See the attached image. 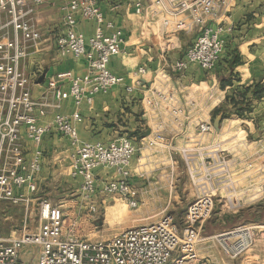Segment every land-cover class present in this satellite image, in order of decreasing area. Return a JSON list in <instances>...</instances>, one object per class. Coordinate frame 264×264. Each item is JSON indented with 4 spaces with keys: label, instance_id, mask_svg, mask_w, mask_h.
<instances>
[{
    "label": "built area",
    "instance_id": "2783aa9c",
    "mask_svg": "<svg viewBox=\"0 0 264 264\" xmlns=\"http://www.w3.org/2000/svg\"><path fill=\"white\" fill-rule=\"evenodd\" d=\"M43 1L0 0V200L25 206L31 222L26 223V215L20 230L0 235V264H215L200 254L199 244L204 239L232 259L241 257L264 239V223H244L222 233L203 235L204 223L220 195L221 203L231 208L240 200L229 148L220 140L207 139L215 130L213 120L200 121L196 136L176 148L194 189L181 224L168 212L157 221L123 229L105 239L90 237L85 225L110 199L119 197L131 207L139 205L131 179L140 145L129 135L111 142L83 140L79 132L80 108L85 103L92 104L98 93L123 86L128 93L143 92L144 115L178 119L189 113L176 88L168 83L172 77L157 83L156 74L147 86L146 76L151 72L146 64L127 75L111 70L110 61L122 53L126 38L123 29L106 18L99 0H66L61 5L63 29L56 37L57 51L61 57L84 58L85 73L59 71L48 80L44 95L33 97L30 78L21 63L42 37L34 12ZM231 1L132 0L130 6L142 18L143 33L149 34L159 26L164 51L176 46L179 32L195 33L185 57L170 65L174 72L182 74L192 63L207 72L216 68L227 36L234 29L231 23L216 22L227 16ZM80 17L96 23L89 38L78 30ZM67 98L75 106L72 113L59 111ZM48 113L51 118L40 121ZM52 131L69 139L70 175L78 181L76 206L84 210L82 215L34 196L39 191L43 168L44 137ZM26 140L33 145L30 154ZM165 141L162 129H158L147 144H166ZM242 166L245 170L254 166L246 153ZM98 168L110 169L111 176H100ZM22 255L28 259L24 261Z\"/></svg>",
    "mask_w": 264,
    "mask_h": 264
},
{
    "label": "crops",
    "instance_id": "0c3cea01",
    "mask_svg": "<svg viewBox=\"0 0 264 264\" xmlns=\"http://www.w3.org/2000/svg\"><path fill=\"white\" fill-rule=\"evenodd\" d=\"M64 1L66 0H44L35 6L34 18L42 31V37L31 47L30 54L22 61L21 67L30 78L32 94L36 98L44 95L48 80L57 72L71 70L74 74L83 75L86 71L84 58L61 57L56 48V37L63 29L61 5ZM131 2L132 0L98 1L106 18L122 28L126 38L122 53L113 56L110 61L111 70L127 75L139 65L146 64L151 72L146 76L147 86L156 74L157 83H163L167 76L172 77L168 78V83L176 88L180 102L189 114L178 119L164 116L161 118L150 113L144 115L141 90L128 93L125 87L114 86L106 93H98L92 104L85 103L80 108L82 121L79 123V132L83 140L111 142L121 135H130L140 130V137L135 138L140 145L139 159L133 164L131 179L140 202L133 211L139 217V224L157 221L168 212L172 213L177 221L176 207L184 203L188 205L193 199L194 189L187 180L183 162L176 153V148L196 136L197 124L200 121H212L216 115L215 109L222 106L232 109L233 104L228 103L227 99L229 94L233 93L235 99L242 101L241 95L247 86L254 87L256 83H264V0H232L227 16L216 22L231 23L234 26L227 36V45L216 68L207 72L198 64L192 63L182 74L174 72L170 65L185 57L186 50L195 36L189 45L183 47L185 43L181 35L189 32H179L175 38L176 46L164 51V36L159 26L153 27L149 34L143 33L142 18L133 12ZM5 19L6 15L3 13L1 20ZM78 22V30L84 33L86 38L94 34L95 21L80 17ZM191 82L193 83L190 84ZM222 82H225V86H222ZM204 83H207L209 88H203ZM195 84L196 88H193ZM64 87L67 89L68 85L65 84ZM252 90L246 93L245 99L250 103L251 111L243 116L231 113L230 116L223 117L220 130L215 129L207 135L208 140L222 141L234 158L232 171L238 179L240 200L235 207L227 209L234 213L242 211L248 214V207L264 202V96L253 97ZM74 109L73 102L67 98L59 111L72 113ZM34 113L37 114L38 110ZM51 116L52 114L48 113L39 119L45 121ZM159 123H162L163 127L158 126ZM158 129H162L166 144L149 146L148 140ZM148 130L150 134L145 136ZM25 144L30 154L33 145L29 140H26ZM42 148L43 168L38 181L39 191L34 196L46 198L40 193L41 185L47 184L48 181H59L61 185L67 181L77 191L78 181L70 175L69 139L59 132L52 131L45 135ZM245 153L254 161V166L246 170L242 166ZM96 172L102 177L111 176L110 169L98 168ZM59 189L63 194L67 193L63 187ZM117 198L110 199L101 211H106L109 203ZM47 199L67 208V202ZM69 201L73 203L69 212L78 215L84 213V210L76 206L77 198ZM222 201L220 195L217 204ZM33 202L32 208L36 201ZM221 205L227 206L223 203ZM250 216L252 219H249L254 220L253 223H264V220L257 219L254 213ZM263 241L264 239L259 240L256 246L249 250L251 254L244 257L242 255L241 260L225 259L223 252L222 256L215 252L216 257H213V254L208 252L212 250L209 246L215 245L208 240L199 244V250L202 257L211 259L215 264H261L255 260V253L263 249ZM22 259L26 261L28 257L22 255Z\"/></svg>",
    "mask_w": 264,
    "mask_h": 264
},
{
    "label": "rangeland",
    "instance_id": "374dc122",
    "mask_svg": "<svg viewBox=\"0 0 264 264\" xmlns=\"http://www.w3.org/2000/svg\"><path fill=\"white\" fill-rule=\"evenodd\" d=\"M194 36H195L194 32H190L186 35L185 34L181 35V38L185 43L183 47L189 45L191 43V39ZM204 80L205 79L203 78V81ZM193 82H191L190 84H192ZM193 88H196V84L193 86ZM203 88H209L207 83L203 84ZM228 116L230 115L228 114ZM63 169L66 168L64 167ZM58 183L60 184L61 182L48 181L47 184L46 183L42 184L41 185L42 191L40 194H43L46 198H50L51 200L65 202V203L67 202L68 203L67 208L70 207L68 210H71L70 205H72L73 203L70 202L69 200H75L78 197L76 188L73 189L71 184L68 183L67 181H64L62 185L60 184V186L57 185ZM59 187L60 188L63 187L64 191L67 193L63 194V191H60ZM109 204L110 205L107 207L106 211H100L95 217H93L89 222H87V225H85V229L87 230L91 238L105 239L111 237L112 235H115L122 229L139 225L140 223V221L138 220L139 217L133 211L139 205L137 207H131L130 205H128V202L125 199L119 197L117 199L112 200ZM186 207L187 204L185 203L180 205L179 207L178 206L176 207V214L178 215L177 217L178 224L182 223L183 220L182 217L183 214L185 213ZM228 208L230 209L231 207L229 206L224 207L221 205V203L215 204L211 216L204 223L203 235L211 236L214 234L225 232L244 223H253L252 221L254 220H251L252 217L250 216L253 213L257 219L264 220V202L248 207L247 208L248 214L247 213L244 214L242 213V211L240 212L241 214L239 213V211L237 213H234L232 211H228L227 210ZM26 215H27L26 223L29 225L31 223L29 221V210L25 211V206L11 205L5 201L0 202V235L8 236L13 230H20V228L24 224V219ZM234 215H240V216L233 220V218L231 217ZM205 241L207 240L204 239L202 242ZM208 241L211 243L210 240ZM209 247L212 250L209 251L208 253L213 254V257L214 256L216 257L215 252H217V254H220L221 256L223 254L225 256V257L223 256L225 259H231L228 258L224 253H222L221 249L217 245H215L214 247L212 246ZM249 253H250L249 251L246 252L243 255V257L249 255ZM255 255H256L255 260L261 264H264V241H263V249L260 250L259 253L257 254L255 253ZM243 257L241 256L236 259L241 260Z\"/></svg>",
    "mask_w": 264,
    "mask_h": 264
},
{
    "label": "trees",
    "instance_id": "16d2710c",
    "mask_svg": "<svg viewBox=\"0 0 264 264\" xmlns=\"http://www.w3.org/2000/svg\"><path fill=\"white\" fill-rule=\"evenodd\" d=\"M222 86H225V82H222ZM251 89L252 90V96L253 97H258L261 98L264 96V83H256L254 84V87L251 86H247L244 90V93L241 95L242 96V101H239L237 99H235V95L229 94L227 96L228 99V103L233 104L232 109H225L224 106H222L221 108H217L214 110V114H217L219 112H223V117H227L228 114L230 115L231 113H236L240 116H243L246 114V112H250L251 111V107H250V103L246 102V93H248ZM250 101V100H249ZM246 102V103H244ZM140 130H137L135 132H133L132 134H130L129 136L132 138H138L140 137ZM240 215H234L231 218L236 219L237 217H239Z\"/></svg>",
    "mask_w": 264,
    "mask_h": 264
},
{
    "label": "water",
    "instance_id": "95a60500",
    "mask_svg": "<svg viewBox=\"0 0 264 264\" xmlns=\"http://www.w3.org/2000/svg\"><path fill=\"white\" fill-rule=\"evenodd\" d=\"M223 118V113L219 112L217 113L213 118V125L217 131L220 130V124ZM150 134V131L148 130L147 133H145V136Z\"/></svg>",
    "mask_w": 264,
    "mask_h": 264
}]
</instances>
